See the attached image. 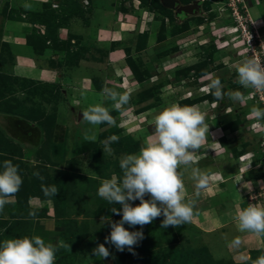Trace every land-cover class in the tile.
Segmentation results:
<instances>
[{"label": "rangeland", "instance_id": "374dc122", "mask_svg": "<svg viewBox=\"0 0 264 264\" xmlns=\"http://www.w3.org/2000/svg\"><path fill=\"white\" fill-rule=\"evenodd\" d=\"M5 39L30 49L33 70L2 66L10 52ZM0 53L6 58L0 69V161H12L22 177L19 191L0 211V240L40 236L57 246L55 264H99L92 252L98 244L109 249L111 264H124L125 254L140 264H196L185 254L215 264L248 260L251 245L234 253L218 234L205 235L209 226L200 218L208 222L217 213L236 222L249 203L264 206V179L254 180L247 169L253 162L264 169V118L252 115L254 108L264 109V90L239 85L236 73L249 57L264 66V0H199L188 14L161 0H0ZM213 78L221 80L223 92L240 91L243 99L217 100L207 88ZM104 87L129 93V103L116 110L101 95ZM98 103L115 125L82 120V112ZM174 103L205 113L208 135L193 166L208 175V186L197 193L190 170L178 169L188 183L192 220L166 229L162 215L143 226L125 224L142 231L143 239L132 251H118L105 237L109 221L121 219L111 210L121 206L99 197L98 188L104 179L122 175L120 159L139 152L154 133V116ZM58 112L64 118L59 142L53 139ZM113 136L118 139L110 143L111 153L103 152ZM222 177L218 192L213 179ZM52 185L57 194L46 196L44 189ZM250 195L257 198L251 201ZM45 219L61 231L43 230ZM213 223L215 229L218 220ZM255 239L264 244V237Z\"/></svg>", "mask_w": 264, "mask_h": 264}, {"label": "clouds", "instance_id": "9594fccd", "mask_svg": "<svg viewBox=\"0 0 264 264\" xmlns=\"http://www.w3.org/2000/svg\"><path fill=\"white\" fill-rule=\"evenodd\" d=\"M56 5L53 4V7ZM30 10L32 5L24 3ZM237 83L245 88L264 90V66L254 58H247L237 68ZM219 78L210 80L207 88L217 100L225 96L233 101H241L240 91L223 92ZM208 92V91H207ZM101 95L105 101L113 102L116 110H121L130 100L127 92L120 93L104 87ZM252 115L264 118V109L254 108ZM82 120L91 125L107 123L115 125L116 120L102 104L90 105L82 112ZM154 133L147 137L138 153L127 154L120 159L121 176L113 175L104 179L98 188L97 195L110 204H119L111 212L121 215L116 222L109 221L110 234L105 243L111 244L118 251H129L143 239L142 231H129V226L151 223L156 217L163 216L162 228L179 227L193 218V204L185 201V186L181 167L190 170V179L194 182L197 193L208 186V175L193 166L194 153L205 142L209 125L205 123V113L198 107L171 104L163 108L153 118ZM118 138L113 136L104 141L103 152L111 153L110 143ZM251 167L249 163L247 169ZM38 175V173H35ZM22 184L19 168L10 160L0 161V211L11 202ZM46 196H55L57 188L52 185L44 189ZM149 199H145V195ZM139 200L132 206L130 201ZM264 202V201H263ZM107 220V219H104ZM237 227L240 232H251L264 237V206H249L237 212ZM239 237L230 242L231 247L240 246ZM63 247V242H60ZM57 246L46 243L40 236L0 240V264H55ZM95 257H109V249L98 244L92 249ZM254 264H264V255L258 257Z\"/></svg>", "mask_w": 264, "mask_h": 264}, {"label": "crops", "instance_id": "0c3cea01", "mask_svg": "<svg viewBox=\"0 0 264 264\" xmlns=\"http://www.w3.org/2000/svg\"><path fill=\"white\" fill-rule=\"evenodd\" d=\"M3 32H6V30H3ZM6 36L8 37V38H10L11 36H8V35H10V32L9 31H7L6 32ZM5 35V34H4ZM11 39V38H10ZM10 39H5V41H6V43H8L9 44V49H10V52L8 51V56L9 57H7L8 59H7V64H5V62H3V64H2V61H1V58H5V56H2L3 55V53H0V69H1V64H2V66L4 67V66H6L7 67V65L9 64V63H11V66H12V68L13 67H15V66H17V67H23L24 69L25 68H29V69H32L33 70V68H31V67H33L34 66V61H33V59L31 58V57H29L28 55H29V53H30V49H28V47L27 46H25V45H23L22 43H16V42H13L12 40H10ZM5 55V54H4ZM28 56V57H26V56ZM22 56V57H21ZM23 56H25V57H23ZM6 59V58H5ZM15 61V62H14ZM14 62V63H13ZM13 63V64H12ZM115 66L118 68V64H116L115 63ZM2 67V68H3ZM35 69V68H34ZM43 70H46V69H44V68H42ZM11 70V69H10ZM10 70L8 71V73L10 72ZM119 75V74H118ZM95 98V100H96V98L98 99V97L99 96H95V95H93ZM97 101V100H96ZM60 114H62L63 115V113H61V112H58V116H57V118H56V124H55V132H54V135H53V139H54V141H57V142H59L60 141V136H58L57 135V132H56V130L57 129H64V127H63V125H64V121H63V119L64 118H61V117H59V115ZM65 117V116H64ZM213 180H215V181H213V187H217V189H218V192H219V185L220 184H223V182L225 181V180H223V177L221 178V180L219 181V180H217L216 178H214ZM186 184H188V183H186V182H184V186L186 185ZM192 186H190V188H191ZM187 188H185V190H186ZM214 189V188H213ZM215 196V195H214ZM185 198H186V196H185ZM217 199H215L214 200V202H215V206L217 207V209H219V197L217 196L216 197ZM215 206L214 207H212L213 209H215ZM203 210H206V209H203ZM209 210V209H208ZM4 211V210H3ZM200 211H202V210H200ZM2 213V212H1ZM201 214V213H200ZM202 215V214H201ZM213 217H215L214 219H210V221H208V222H206V220H204V218L202 219V218H200L201 219V221H203L206 225H208L209 226V229H204V230H206V234L205 235H207V234H214V233H216V234H218L219 235V238H220V240H223L224 241V246H227V245H230V242L234 239V238H236V237H239V239H240V241H241V243H240V249L239 248H237V247H235V248H232L231 250H235V252L234 253H236V254H240V252H242L244 249V245H242V244H245V246H247L248 244L249 245H251V247H250V249L249 250H251V249H257V248H263V246H264V244H263V242H262V240H261V242H260V240L259 241H256V239H255V237H261V236H258V235H256V234H254V233H251V232H240L239 230H238V227H237V222H233V219L232 218H228L227 216V218L224 216V215H220V214H217L216 213V215L215 216H213ZM236 217V216H235ZM218 220V224H217V226H216V228L214 229V228H210L212 225H214V223L213 222H215V221H217ZM47 221V222H46ZM236 221V220H235ZM38 223V222H37ZM39 224V223H38ZM34 225H37L36 224V222H34ZM38 226V225H37ZM50 226H51V228L52 229H54V227H55V224L53 223V222H51L50 220H47V219H45L44 221H43V223H42V227L41 228H45V230H50ZM44 228H43V230H44ZM230 228H232L233 229V231H234V233H231V235L229 234L230 232H231V229ZM214 230V231H213ZM233 234V235H232ZM205 235H204V237H205ZM221 237H223V239L221 238ZM243 246V247H242ZM86 250L87 249H89V246L88 247H86L85 248ZM85 250V251H86ZM235 254H232V256H234ZM130 258H131V255L130 256H126L125 257V261H124V264H128V263H131V261H130ZM99 264H111V260L109 259V257H107V258H105V260H103L102 258L100 259V262H99Z\"/></svg>", "mask_w": 264, "mask_h": 264}, {"label": "trees", "instance_id": "16d2710c", "mask_svg": "<svg viewBox=\"0 0 264 264\" xmlns=\"http://www.w3.org/2000/svg\"><path fill=\"white\" fill-rule=\"evenodd\" d=\"M63 130L64 129H61V128L56 130L57 135L60 136V140L63 137ZM254 165H255L254 162L251 163V167L248 169V171H249L248 174L250 175V177L253 178L254 180H259L261 178L264 179V169L258 168L256 166L254 167ZM37 225H34L35 228H38ZM53 230L54 231H61V227L59 225H55ZM203 246H205V245H203ZM250 252H251V255L249 256L248 260H246L245 262L244 261L240 262L238 264H254V261L258 257L264 255V247L263 248H257V249H251ZM206 253H208L207 254V257H208V255H210V254H209L208 251ZM127 255L130 256L129 254H125V256H127ZM185 255L187 256V259H186L187 262L192 260V262L193 263L196 262V264H198V263L199 264H215L214 262L211 261L212 258H211V260L210 259L209 260L205 259L204 261L202 260V262H201L200 259H198V258L196 259L195 257L190 256L189 254H185ZM209 257H211V256H209ZM130 261H131V263H128V264H140V261L135 256H131ZM232 262H233V264H237L234 261H232Z\"/></svg>", "mask_w": 264, "mask_h": 264}, {"label": "water", "instance_id": "95a60500", "mask_svg": "<svg viewBox=\"0 0 264 264\" xmlns=\"http://www.w3.org/2000/svg\"><path fill=\"white\" fill-rule=\"evenodd\" d=\"M162 5L175 10L178 14L192 13L199 8V0H193L189 4L179 5L178 0H161Z\"/></svg>", "mask_w": 264, "mask_h": 264}, {"label": "built area", "instance_id": "2783aa9c", "mask_svg": "<svg viewBox=\"0 0 264 264\" xmlns=\"http://www.w3.org/2000/svg\"><path fill=\"white\" fill-rule=\"evenodd\" d=\"M262 193H264V190L262 191ZM259 194H260V193H258V195H259ZM263 197H264V195H263ZM249 198H250L251 201H252L253 198H255V199L257 198V195H250ZM262 199H263V198H262ZM263 200H264V199H263Z\"/></svg>", "mask_w": 264, "mask_h": 264}]
</instances>
